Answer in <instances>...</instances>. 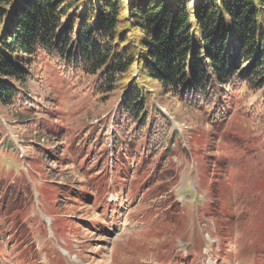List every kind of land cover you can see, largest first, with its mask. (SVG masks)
<instances>
[{"label": "rangeland", "instance_id": "374dc122", "mask_svg": "<svg viewBox=\"0 0 264 264\" xmlns=\"http://www.w3.org/2000/svg\"><path fill=\"white\" fill-rule=\"evenodd\" d=\"M30 70L23 106L0 105V264H264V88L216 89L218 115L149 83L177 137L143 163L108 139L137 74L98 95L95 77Z\"/></svg>", "mask_w": 264, "mask_h": 264}, {"label": "trees", "instance_id": "16d2710c", "mask_svg": "<svg viewBox=\"0 0 264 264\" xmlns=\"http://www.w3.org/2000/svg\"><path fill=\"white\" fill-rule=\"evenodd\" d=\"M43 64L66 79L95 77L98 95L136 72L108 139L117 153L121 134L126 148L142 145L143 163L162 161L173 152L158 149L177 133L146 87L218 114L225 104L216 89H263L264 0H0V105L21 108L30 68Z\"/></svg>", "mask_w": 264, "mask_h": 264}]
</instances>
